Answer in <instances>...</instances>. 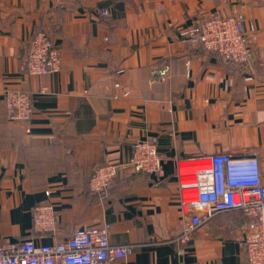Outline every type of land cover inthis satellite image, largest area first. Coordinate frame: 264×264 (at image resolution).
Here are the masks:
<instances>
[{
  "label": "crops",
  "instance_id": "obj_1",
  "mask_svg": "<svg viewBox=\"0 0 264 264\" xmlns=\"http://www.w3.org/2000/svg\"><path fill=\"white\" fill-rule=\"evenodd\" d=\"M214 14L254 25L263 53L251 73L181 40ZM40 30L61 50L62 70L29 76L21 67ZM166 67L171 77L159 81ZM8 89L32 97L28 127L8 122ZM153 136L165 157L161 180L127 167L131 145ZM255 152L264 180V0H0V245L52 244L109 224L112 244L135 246L127 264H248L236 241L247 222L239 212L177 241L176 169L177 159ZM104 163L123 167L102 198L86 187ZM47 190L59 230L36 234L32 210Z\"/></svg>",
  "mask_w": 264,
  "mask_h": 264
},
{
  "label": "built area",
  "instance_id": "obj_2",
  "mask_svg": "<svg viewBox=\"0 0 264 264\" xmlns=\"http://www.w3.org/2000/svg\"><path fill=\"white\" fill-rule=\"evenodd\" d=\"M101 14L110 18L106 8H102ZM254 31V25L246 28L241 14H214L181 31L180 38L188 45L219 54L226 61L252 65L261 60L263 53ZM26 56L21 69L29 76L62 70L61 50L44 30L32 37ZM155 74L159 81L171 77L167 67ZM3 101L8 122L28 127L35 109L32 97L25 90L8 89ZM158 145L157 136L135 141L127 167L136 174L163 179L165 157L160 154ZM121 167L101 164L89 182L91 192L107 197L108 187ZM176 174L182 216V235L177 241L187 243L197 230L220 214L239 212L247 222L237 230L236 241L248 264H264V180L258 153L177 159ZM52 193L47 190L48 200L36 204L32 210V229L36 234H54L59 230ZM110 232L111 226L104 224L75 229L52 244L26 239L0 245V264H127L135 246L112 244Z\"/></svg>",
  "mask_w": 264,
  "mask_h": 264
},
{
  "label": "water",
  "instance_id": "obj_3",
  "mask_svg": "<svg viewBox=\"0 0 264 264\" xmlns=\"http://www.w3.org/2000/svg\"><path fill=\"white\" fill-rule=\"evenodd\" d=\"M227 63L230 64L240 74H246L252 72L251 66L248 63H240V62L236 63V61L233 60H228Z\"/></svg>",
  "mask_w": 264,
  "mask_h": 264
},
{
  "label": "trees",
  "instance_id": "obj_4",
  "mask_svg": "<svg viewBox=\"0 0 264 264\" xmlns=\"http://www.w3.org/2000/svg\"><path fill=\"white\" fill-rule=\"evenodd\" d=\"M98 167H99V166H98ZM98 167H96V168H94V169L92 170V172H91V174H90L89 182H90L91 178L93 177V175L95 174V172H96V170H97ZM86 190H87V192L93 193V192H91V190H90L89 183H88V185H87V187H86Z\"/></svg>",
  "mask_w": 264,
  "mask_h": 264
}]
</instances>
